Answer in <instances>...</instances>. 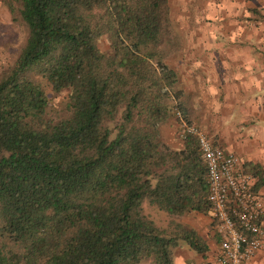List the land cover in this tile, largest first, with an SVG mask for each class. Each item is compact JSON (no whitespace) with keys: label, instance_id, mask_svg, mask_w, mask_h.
Listing matches in <instances>:
<instances>
[{"label":"trees","instance_id":"1","mask_svg":"<svg viewBox=\"0 0 264 264\" xmlns=\"http://www.w3.org/2000/svg\"><path fill=\"white\" fill-rule=\"evenodd\" d=\"M2 1L25 36L0 68V264H173L179 241L206 251L180 221L209 211L196 137H162L183 109L169 0ZM242 169L264 186L261 165Z\"/></svg>","mask_w":264,"mask_h":264},{"label":"crops","instance_id":"2","mask_svg":"<svg viewBox=\"0 0 264 264\" xmlns=\"http://www.w3.org/2000/svg\"><path fill=\"white\" fill-rule=\"evenodd\" d=\"M252 8L264 15L262 5L245 10L251 14ZM252 16L245 17L238 33L189 36L188 44L172 57L183 109L180 120L173 116L161 129L164 126L173 138V148L181 147L179 121H185L196 125L213 143L239 156L241 162L258 163L264 168V17ZM13 23L15 18L0 0V51ZM258 191L264 200V186ZM180 221L197 232L207 249L197 253L178 242L173 264H214L219 236L210 212H189ZM246 264H264V245Z\"/></svg>","mask_w":264,"mask_h":264},{"label":"built area","instance_id":"3","mask_svg":"<svg viewBox=\"0 0 264 264\" xmlns=\"http://www.w3.org/2000/svg\"><path fill=\"white\" fill-rule=\"evenodd\" d=\"M179 127L181 135L196 137L204 163L209 212L219 236L214 264H246L264 245V200L254 178L233 152L214 144L196 125L179 121Z\"/></svg>","mask_w":264,"mask_h":264},{"label":"rangeland","instance_id":"4","mask_svg":"<svg viewBox=\"0 0 264 264\" xmlns=\"http://www.w3.org/2000/svg\"><path fill=\"white\" fill-rule=\"evenodd\" d=\"M169 5L173 24L181 43L178 49L179 51L188 44L186 39L195 34H228L241 32L243 29L241 23L246 21L245 17L248 16L253 18V14L247 12L245 8L251 5L254 7L262 5L264 8V0H169ZM15 20L16 23H13L12 27L8 29V39L3 40L1 43L0 68L4 67L12 60L18 47L23 43L25 36L24 26L19 19L15 18ZM100 46L102 48L105 47L104 41L100 42ZM175 54L173 56H175ZM173 56L168 58L170 65L175 62V58L172 59ZM62 98L63 94H58L53 97L52 100L54 102H59ZM166 131L163 126L162 137L166 142L169 140V144H172L174 140L166 134ZM237 157L239 158V156ZM142 207L143 210L160 225H163L168 219L164 211L159 210L156 206L148 204L146 201L142 203Z\"/></svg>","mask_w":264,"mask_h":264}]
</instances>
